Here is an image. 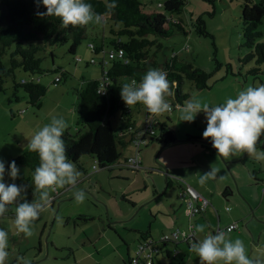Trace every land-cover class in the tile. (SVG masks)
Returning a JSON list of instances; mask_svg holds the SVG:
<instances>
[{"label":"rangeland","instance_id":"374dc122","mask_svg":"<svg viewBox=\"0 0 264 264\" xmlns=\"http://www.w3.org/2000/svg\"><path fill=\"white\" fill-rule=\"evenodd\" d=\"M35 1L36 0H25L30 8L33 7ZM253 1L258 2L260 0ZM141 2L144 4L146 12H164L163 7H158L157 5L158 3L162 4L164 0H141ZM241 8L242 0H215L213 4L206 0H185L182 13L179 15H171L174 20L179 19L181 21L186 34L175 30L170 37L160 38L159 42L162 44L163 48L158 52V59L163 60L169 58L173 53H177L178 56L188 59V61L200 66L205 71L212 73L209 79V88L196 89L190 81H185L183 83L182 90L189 94V98L186 101L197 98L202 104L207 103L210 106H215L223 103L226 98H235L239 90H243L250 85L259 86L264 84V64L256 65L253 61L247 63H241L239 61L246 53V47L243 45L244 40L241 34ZM198 18L204 21L205 28L207 32L212 35L213 39L209 36L199 35L196 32L193 23H195ZM102 21V23H97L93 20L87 24L85 35L76 46H84L89 56L90 51L86 45L88 42L90 43V41H93L98 46H101L104 40L103 36L106 37V41L111 37L113 38V35L110 33V28L117 29L118 24L109 20L106 23H104L103 19ZM259 29L262 32L260 40L263 41L264 19ZM104 32L105 35L103 34ZM69 46L70 42L67 41L61 45L50 48L48 51L38 53V55L43 58L41 66L44 69L52 68L53 66H62L69 72V75L65 79H62L56 84L52 83V79L55 76L53 73H46L40 77L43 80L42 85L46 87V92L41 99L42 108L38 110V112H40V115H38L39 117H37V114L32 116V111L37 108L27 103V94L22 89H19L16 93L17 98H14L11 80H6V89L3 93H0V159H2L5 164L11 156L17 155L16 150L18 147L13 148V141L15 139L19 141L20 137L24 138V140L30 139L33 135L31 127L36 126V122L42 120L44 124L50 123L51 116L56 115L62 116L67 121V129L73 131L75 128L76 114L74 107L77 102L75 90L79 89L80 81L84 73L86 74L88 72L89 68H95V75L100 78L101 67L99 63L103 53L99 52L93 56L96 60L94 64L85 65V62L82 61L79 65H76L77 56L68 52ZM50 51L53 53V56L50 55ZM215 61L221 64L218 69H216L217 64ZM228 66L229 68H227ZM256 66L259 67V71L250 73L249 70ZM170 90L173 91L172 88ZM165 99L169 101L168 97H165ZM58 101L62 102L64 106L61 108L55 106L54 102ZM185 102L183 105H176L172 112L174 114L181 113V109ZM136 105L130 107L132 109L138 108V112L134 110L135 120L136 123H138L141 122L140 103ZM66 106L70 108V112L68 111L65 113L63 111ZM21 109L24 110L23 113H21ZM144 109L145 107L142 105V111ZM172 112L160 114L158 118L162 119V121H166L168 125L176 131V135L178 133L176 129H178L179 133L188 130V136L194 135V133H199L202 136L206 128V118L203 111L199 112L192 122L179 120L174 124H171L168 118ZM12 113L14 115H12ZM24 114H27L29 119L23 118ZM43 125H39V127ZM39 127H36L35 131ZM257 144V151H264V139H260ZM154 146L162 147V145L157 142H150L141 150V154L144 150H150V148ZM132 147V144L126 147H120L119 152H121L122 156L125 153L130 154ZM85 160L86 170L89 175V178L85 181L86 186L83 188V185H75L73 188L69 187V191L67 190L68 188H60L57 189L55 192L56 194H54V192L50 193L51 198L54 200H52L54 205L51 206L53 202L50 200L45 210L40 213L38 219L30 226L33 233L31 237H27L23 233H18L16 229L14 224L15 204L9 205V211L4 216H0V229L8 233L7 251L9 255L5 264H21L19 257L30 260L31 264H51V257H61L62 255L66 257L65 261L69 260L73 262L74 256L72 253L83 258V255L85 254L88 256L89 252H91L94 257H97V259H100L103 264H114L117 262V257L115 256L119 257L120 253L116 250V247H123V250H125V247L122 239L115 230H118L119 233L124 236L127 234L128 228L124 227L123 224L125 222L121 223L120 219L127 215V210H129L127 208L130 206L123 201L126 198L122 193L121 187L134 190L133 193H129V196L132 197L133 200H138L142 195L146 194L145 185H148L153 178L157 183L162 182L163 186L161 189L163 190L165 188V177L164 175L158 177L153 174V170L144 169L138 171V173L142 174V177L138 175L132 182H130V180L124 181V179L123 181L116 180L112 178L108 168L99 170L92 169L91 159L85 158ZM241 160L249 168H254L253 163L255 162L256 168L254 170L257 171L255 177L258 176L260 180H264V171L262 174L258 171L260 164L264 168V160L259 162V160L252 155H243ZM221 161L224 163L222 159ZM232 165H234V163L230 162V166ZM17 167L19 168V174L14 180L9 177L6 169L4 175L5 183L26 185V191L23 194L24 199L28 202L38 200L39 193L32 184L30 170L28 167L22 165ZM114 170L115 169H113L112 172H114ZM129 176H131V174H129ZM78 189L86 193V198L83 203H77L74 198L73 193ZM150 190L149 200L152 198L164 197L161 194L162 190L158 192V190L155 191L153 187H150ZM167 190L169 191V188ZM174 190L175 192L170 200H174L175 204H178V209L182 205L187 208L186 203L178 195L180 188L177 190V187H175ZM59 193L60 195L57 196ZM18 202H23V200ZM60 203H65L63 208H59ZM64 209L67 210L64 212ZM139 211L146 212L145 219L147 214L153 217V215L149 213V207H147L146 204H143ZM9 214L13 216H8ZM70 215H74V217L68 222V216L70 217ZM80 215L89 218V220L83 221L78 219ZM133 215L134 213L127 218V223L130 222L129 219H133L134 221L137 220L140 214L138 216L137 213ZM110 238L112 244L109 242ZM40 241L43 245L44 252L38 258L37 249L30 247L38 246ZM52 241L55 242L57 246H52ZM46 246L49 248V254L45 251ZM99 246L102 250L98 251L97 247ZM95 251L99 252V255H96ZM123 253H125V251H123ZM89 260L88 258L84 259L83 264H89L87 263Z\"/></svg>","mask_w":264,"mask_h":264},{"label":"trees","instance_id":"16d2710c","mask_svg":"<svg viewBox=\"0 0 264 264\" xmlns=\"http://www.w3.org/2000/svg\"><path fill=\"white\" fill-rule=\"evenodd\" d=\"M206 1L213 4L215 0ZM85 2L90 3L101 17H105L104 23L109 20L118 24L117 29L110 28L113 38L109 47L122 48L124 56L111 59L106 73L99 64L100 78L87 79L83 86L75 90V128L73 131L66 129L63 139L70 161L75 163L83 176L88 174L85 158H90L92 165L98 170L110 168L123 160L119 148L132 143L135 119L129 106L120 97L122 84L133 79L139 83L149 68L160 69L167 73L174 91L175 99L170 104L173 109L176 105H183L189 98V94L182 90L185 81H190L196 89H205L210 87L209 79L212 76L211 72L177 53L163 60L158 59V52L163 48L160 38L170 37L175 30L186 34L181 21L174 20L171 16L182 13L185 0H164L161 5L157 4L158 7H163L164 12H146L141 0H116L117 6L110 11L106 5L111 0ZM37 12H46L42 3L38 7L35 1L30 8L25 0H0V93L5 91V82L10 79L13 97L17 98V91L22 89L27 94V103L36 108L40 106L46 92L40 77L53 73L60 82L69 75L62 66L44 69L41 66L43 58L38 53L69 41L68 52L74 54L86 28V25L65 28L59 18L39 16ZM263 19L264 0H242L240 24L246 53L239 59L241 63L253 61L256 65L264 64V40H260L262 32L259 29ZM193 24L199 35L213 39L201 18L196 19ZM91 52L93 55L99 53L96 46ZM50 55L53 56L51 51ZM215 62L218 69L221 64ZM249 71L256 73L259 67H253ZM155 127L156 133L150 135L148 142H157L163 146L177 140L176 132L166 121L157 122ZM186 137L188 139L191 136ZM260 139H264V135ZM12 161L17 166L28 167L31 177L39 166L38 154L28 148L11 157L5 164V169H8V164Z\"/></svg>","mask_w":264,"mask_h":264},{"label":"crops","instance_id":"0c3cea01","mask_svg":"<svg viewBox=\"0 0 264 264\" xmlns=\"http://www.w3.org/2000/svg\"><path fill=\"white\" fill-rule=\"evenodd\" d=\"M104 18L105 17L102 16L103 20ZM103 34L105 35V32ZM103 39V43L100 47L95 42L90 41L97 47V50L102 53H104L106 49L111 48L109 47V44L112 37L108 41L105 40V36H103ZM88 43L86 44L87 48ZM89 51L90 56L89 53L85 51L84 46L75 48L74 54L77 56L76 65H79L82 61L85 62V65L91 64L89 61L94 55L90 49ZM84 75L80 81V87L83 86L85 80L98 78L95 75V68H89L88 72L86 74L84 73ZM40 82H43L42 78L40 79ZM52 83L56 84L53 82V79ZM166 97L169 98V104L174 102V91H171V95H167ZM54 105L58 108L64 106L60 101L54 102ZM41 108L42 101L40 102V106L36 110H33L32 113L30 111V113L32 116L37 114V117H39L38 115H40V112H38V110ZM129 108L133 115L135 114L134 110H137L138 112V108L132 109L130 106ZM139 108L141 111V122H138L140 123L138 124L135 120V135H138L139 131L142 130L148 122H153L155 124L157 122H164L162 119L158 118V115L150 113L146 108L142 111L141 104L139 105ZM173 110L174 108L168 112L170 113ZM20 111L21 113L24 112L23 109ZM63 111L65 113L68 111L70 112V108L66 106ZM180 117L181 113L174 114L173 112L168 116L171 124L179 121ZM23 118L29 119L27 114H24ZM35 124L36 126L31 127L32 134H34L36 127L44 124V121L40 120ZM39 128H37V130ZM176 130L178 132L176 135L177 140L172 144L163 145L162 147L154 146L150 148V150H144L141 154V150H143L147 144L150 143L147 142L146 145L140 146L137 150H135L133 146L130 154L125 153L122 156L124 160V158L133 157L137 151L139 154L140 164L138 168L125 166L123 164V160L120 163L114 164L108 168L112 178L121 181L124 179V181L130 180V182H132L138 175L142 177V174L138 173V171L144 169L153 170V174L158 177H161L162 175L165 177V188L163 190L161 189L163 186L162 182L157 183V181L153 178L148 185H145L146 194L142 195L138 200H133L132 197L129 196V193H133L134 190H128L129 188L125 189L121 187L122 193L126 198L123 201L130 206L127 208L129 209L127 210V215L122 217L120 222H125L123 225L125 228H128V230L125 236L119 233L118 230H115L118 236L122 239L125 250H123V247H116L120 256H115L117 257V262L114 264H127L128 259L136 253L138 244L147 237L154 240V244L152 245L153 250L151 252L154 262L158 264H200L197 255L190 251V242L202 239L209 232L215 234L217 230L225 231L226 235L232 240L237 238L241 239L250 258L258 257L264 259V180H260L258 176L255 177L257 172L254 170L256 168L255 162L253 163L254 168L251 167V170V168H249L241 160L243 155L247 156L248 154H237L230 157L228 160H224L223 158L217 156L216 150L211 145L210 138L206 139L199 133H194V135H190L191 137L186 139L188 130H184L182 133H179L178 129ZM19 139V141L16 139L13 141V148L18 147L16 154L26 150L28 140H30H24V138L21 137ZM220 158L224 161V163ZM261 161L263 160H259V162ZM230 162H233L234 165L230 166ZM210 168L218 170L215 178L209 179L201 185L199 183L200 176L209 171ZM113 169H115L114 172H112ZM160 169L166 170V172H163ZM258 171L260 174L264 171L261 164L258 167ZM129 174H131V176H129ZM83 177L84 176L82 175L76 185H83L84 188V186H86L85 181L89 178V176L86 178ZM185 183L192 186L198 194L208 200L207 206L199 214L193 217L189 216L187 208H185L184 205L180 206L178 209V204H175L174 200H170L175 192V187H177L178 190ZM69 187L71 186H66L65 189L68 188L67 190L69 191ZM150 187H153L155 191L158 190V192L162 190L161 194L164 197L155 199L152 198L149 200ZM168 188L169 191L167 190ZM54 194L56 193L54 192ZM59 195L60 193L57 196ZM50 200L52 201L53 198ZM62 204H59V208H63L65 203ZM143 204H146V206L149 207V213L152 214L153 217H150L147 214L145 219L146 212L139 211ZM53 205L54 202L51 206ZM227 206L231 209V211H225ZM66 210L67 209H64L63 211L65 212ZM133 213L134 215L137 213V216L140 214L138 216L139 218L135 221L133 219H129L130 222L127 223V218ZM73 217L74 215H70V217L68 216V222H70ZM79 218L86 217L80 215L78 219ZM86 219L89 220V218ZM231 223H236L237 226L235 229L227 231L225 228ZM189 224H193L195 229L197 225L203 224L205 225V231L203 233L196 232L195 239L191 241L183 240L181 237L178 241L168 240L166 242H162L159 240V237L164 233H170L177 229L180 231L187 230ZM109 242L112 244L111 238ZM52 243V246H57L55 242L52 241ZM30 248L37 249L38 258L44 252L41 241L38 243V246ZM97 250H102V248L99 246L97 247ZM45 251L47 254L50 253L48 246H46ZM123 251H125V253H123ZM95 254L99 255V252L95 251ZM72 255L74 256L72 260L73 262L69 260L65 261L66 257L62 255L61 257H51V264H83L84 259L87 258L90 259L87 262L89 264H103L102 261L97 259V257H94L91 252L88 253V256L84 254L83 258L74 253H72Z\"/></svg>","mask_w":264,"mask_h":264},{"label":"clouds","instance_id":"9594fccd","mask_svg":"<svg viewBox=\"0 0 264 264\" xmlns=\"http://www.w3.org/2000/svg\"><path fill=\"white\" fill-rule=\"evenodd\" d=\"M37 6L42 3L46 12H37L39 16L59 18L63 27L84 26L95 20L102 23V17L96 13L90 3L85 0H36ZM116 0L107 4L108 10L116 7ZM167 73L156 68H149L138 83L135 79L120 87V97L127 106L142 104L150 113L160 115L171 110L165 99L171 95ZM203 111L206 128L202 136L210 138L217 156L228 160L237 154H248L257 160H264V151H257V143L264 135V84L248 86L239 90L235 98H226L223 103L210 106L201 103L197 98L189 99L181 109L180 121L192 122L195 116ZM67 121L62 116H51L50 123L44 124L34 132L28 140L27 148L39 156V166L32 174V184L39 193L38 200L28 202L24 199L26 185L5 183V162L0 159V216L14 205V224L18 233L32 236L31 225L50 203V193L66 186L74 187L83 173L75 163L70 161L63 139L67 129ZM218 170L210 168L199 178L203 185L207 180L215 178ZM7 174L13 180L18 177L19 168L15 161L8 164ZM74 198L83 203L86 193L76 190ZM23 200V202H18ZM225 211H231L226 208ZM196 232L203 233L205 225H197ZM186 238L188 233L182 234ZM8 233L0 229V264L8 258ZM190 251L199 258L200 264H264V259L250 258L243 241L232 240L223 230L215 234L207 233L202 239L190 242ZM21 264H31L30 260L19 257Z\"/></svg>","mask_w":264,"mask_h":264},{"label":"built area","instance_id":"2783aa9c","mask_svg":"<svg viewBox=\"0 0 264 264\" xmlns=\"http://www.w3.org/2000/svg\"><path fill=\"white\" fill-rule=\"evenodd\" d=\"M158 5H161L158 3ZM88 48L90 50L95 49V45L90 42L88 43ZM124 51L122 48H109L107 51L103 53L102 59L100 60V63L102 65V69H104V73H106L107 66L111 59L113 58H123ZM89 63L94 64L96 63V60L94 57H91ZM54 82H58L59 78L56 76L53 78ZM156 133V127L155 123L148 122L144 126L142 130L139 131L138 135H134L132 140V145L134 146L135 150H137L140 146L146 145L150 135ZM123 164L130 168H138L140 166L139 164V154L136 151V154L133 157L124 158ZM92 169H97L95 165H92ZM89 175H84L83 178L88 177ZM179 197L183 199V201L186 203L187 212L190 217H193L197 214H199L208 204V200L204 197H202L198 192L194 190L192 186L185 183L181 186L179 192ZM226 208H229L228 206ZM236 223L229 224L225 229L227 231H230L232 229L236 228ZM187 232L188 237L186 238L182 234ZM196 230L193 226V224H189L188 229L185 231L180 230H174L170 233H164L159 237V240L162 242H166L168 240L178 241L180 237L183 240L191 241L195 239ZM154 244V240L152 238H145L143 241H141L138 244V249L136 250V253L134 256L130 257L128 259L127 264H158L154 262L151 252L153 250L152 245Z\"/></svg>","mask_w":264,"mask_h":264},{"label":"water","instance_id":"95a60500","mask_svg":"<svg viewBox=\"0 0 264 264\" xmlns=\"http://www.w3.org/2000/svg\"><path fill=\"white\" fill-rule=\"evenodd\" d=\"M164 172H166V170H163Z\"/></svg>","mask_w":264,"mask_h":264}]
</instances>
